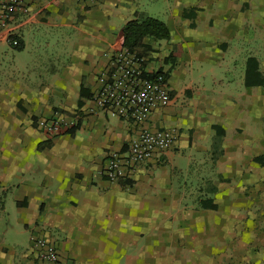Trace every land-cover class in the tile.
Returning a JSON list of instances; mask_svg holds the SVG:
<instances>
[{
  "label": "crops",
  "instance_id": "1",
  "mask_svg": "<svg viewBox=\"0 0 264 264\" xmlns=\"http://www.w3.org/2000/svg\"><path fill=\"white\" fill-rule=\"evenodd\" d=\"M146 1L41 0L19 27L21 49L0 39V264H45L33 235L55 243L58 264H262L263 240L235 229L240 222L228 217L207 218L219 206L194 208L175 180L188 161L189 126L177 95L150 119L178 129L174 147L130 178L110 182L101 173L106 152L125 148L136 129L89 109V98L79 107L80 88L95 91L125 23L149 14ZM189 2L168 8L175 36L166 53L185 43L177 28ZM146 41L149 56L159 55L161 40ZM75 115L72 135L47 138L38 128L41 120Z\"/></svg>",
  "mask_w": 264,
  "mask_h": 264
},
{
  "label": "rangeland",
  "instance_id": "2",
  "mask_svg": "<svg viewBox=\"0 0 264 264\" xmlns=\"http://www.w3.org/2000/svg\"><path fill=\"white\" fill-rule=\"evenodd\" d=\"M177 1L147 0L142 5L148 15L171 25L168 8ZM187 4L184 25L177 28L186 50L173 67L171 85L188 116L182 118L189 125L188 161L175 180L186 187L194 208H202L201 198L213 197L220 210L207 218L240 222L235 229L264 242V158L263 164L255 159L264 156V86L244 85L247 57L258 59L264 75V0ZM167 45V40L157 43L159 55H146L147 63L168 70ZM216 124L222 135L216 134Z\"/></svg>",
  "mask_w": 264,
  "mask_h": 264
},
{
  "label": "built area",
  "instance_id": "3",
  "mask_svg": "<svg viewBox=\"0 0 264 264\" xmlns=\"http://www.w3.org/2000/svg\"><path fill=\"white\" fill-rule=\"evenodd\" d=\"M41 0H0V39L12 47L20 43L19 27L29 16L34 3ZM98 4L104 0H77ZM98 85L89 100L94 108L135 126L136 133L125 148L106 152L102 175L110 182L130 178L137 167L172 149L179 136L176 127L151 125V117L171 103L172 86L164 68L150 69L146 56L119 46L108 53V62L97 78ZM79 118L66 121L57 116L41 120L38 128L53 138L77 124ZM36 257L45 264H58L55 243L44 236H32Z\"/></svg>",
  "mask_w": 264,
  "mask_h": 264
},
{
  "label": "trees",
  "instance_id": "4",
  "mask_svg": "<svg viewBox=\"0 0 264 264\" xmlns=\"http://www.w3.org/2000/svg\"><path fill=\"white\" fill-rule=\"evenodd\" d=\"M185 16L187 15L184 12ZM171 36V32L167 24L157 17L150 15H142L140 17L131 19L125 23L123 28L119 33V43L121 47L127 48L130 51H135L139 55L146 56L151 51H153L152 44L149 40H168ZM16 49L22 48V42L20 41L19 45L15 47ZM183 53V47L181 42H176L172 49L169 51L167 56L164 58L165 63H169V68L167 70V76L169 77L170 71L175 66L177 59L181 57ZM161 68H159L160 70ZM244 85L246 87L251 86H264V75L262 74L259 66V61L254 56H249L245 62L244 70ZM92 94L87 93V88L81 86L80 88V98L78 100V106L80 107L85 99L91 97ZM172 96V91H171ZM79 126V120L76 125L67 128L63 133H68L70 135L74 134L75 130ZM215 128L217 135L223 134V128L216 124L213 126ZM261 157H256L255 159L259 163L263 164ZM201 207L205 209H217V203L214 202L213 197L201 198L199 200Z\"/></svg>",
  "mask_w": 264,
  "mask_h": 264
}]
</instances>
